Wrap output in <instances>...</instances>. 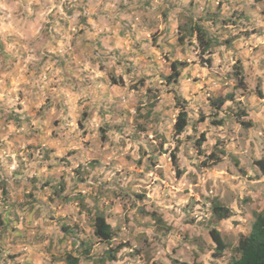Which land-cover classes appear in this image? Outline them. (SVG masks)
<instances>
[{"label": "clouds", "instance_id": "9594fccd", "mask_svg": "<svg viewBox=\"0 0 264 264\" xmlns=\"http://www.w3.org/2000/svg\"><path fill=\"white\" fill-rule=\"evenodd\" d=\"M0 264H264V0H0Z\"/></svg>", "mask_w": 264, "mask_h": 264}]
</instances>
